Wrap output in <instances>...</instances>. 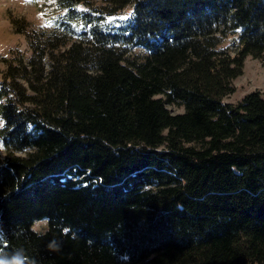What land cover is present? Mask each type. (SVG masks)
I'll return each mask as SVG.
<instances>
[{
	"label": "trees",
	"instance_id": "16d2710c",
	"mask_svg": "<svg viewBox=\"0 0 264 264\" xmlns=\"http://www.w3.org/2000/svg\"><path fill=\"white\" fill-rule=\"evenodd\" d=\"M105 2L12 22L30 53L0 59V261L264 264V85L222 102L264 56V0Z\"/></svg>",
	"mask_w": 264,
	"mask_h": 264
},
{
	"label": "rangeland",
	"instance_id": "374dc122",
	"mask_svg": "<svg viewBox=\"0 0 264 264\" xmlns=\"http://www.w3.org/2000/svg\"><path fill=\"white\" fill-rule=\"evenodd\" d=\"M90 6L99 8L106 6L105 0H88ZM79 7V6H77ZM131 7L125 6L107 19H121L126 17ZM62 13L57 7V0H0V59L8 56L10 52L17 51L24 58L29 56V49L24 33H17L12 22L18 23L17 27L23 26L24 32L31 30H51L54 22ZM233 37L227 36L219 47L231 52L233 50ZM145 56L141 47H132L125 58L129 61L139 62ZM3 64L0 60V72ZM232 92L223 97L222 102L234 104L240 98L253 90L261 91L264 85V56L254 58L250 55L244 57L240 74L230 81ZM166 108L171 114L182 112V107L168 104ZM1 125V120H0ZM4 150L0 145V157ZM20 155L24 154L19 153ZM31 230L40 233L46 228L45 220H38L32 223Z\"/></svg>",
	"mask_w": 264,
	"mask_h": 264
},
{
	"label": "clouds",
	"instance_id": "9594fccd",
	"mask_svg": "<svg viewBox=\"0 0 264 264\" xmlns=\"http://www.w3.org/2000/svg\"><path fill=\"white\" fill-rule=\"evenodd\" d=\"M0 264H5L4 261H0ZM10 264H23V260L21 259V254L20 253H17L12 261L10 262Z\"/></svg>",
	"mask_w": 264,
	"mask_h": 264
}]
</instances>
